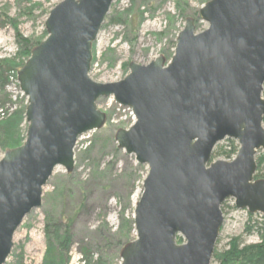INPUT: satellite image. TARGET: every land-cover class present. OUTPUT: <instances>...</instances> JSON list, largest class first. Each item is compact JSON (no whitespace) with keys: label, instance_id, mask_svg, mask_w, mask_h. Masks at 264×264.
I'll return each mask as SVG.
<instances>
[{"label":"water","instance_id":"water-1","mask_svg":"<svg viewBox=\"0 0 264 264\" xmlns=\"http://www.w3.org/2000/svg\"><path fill=\"white\" fill-rule=\"evenodd\" d=\"M113 2L59 3L46 39L17 70L28 128L0 160V264L25 217L41 207L56 167L72 173L78 138L104 126L101 97L132 109L135 123L115 139L148 166L134 211L137 237L122 248L121 264H211L228 198L264 218V179L254 177L264 150V0H209L200 9L208 27L197 32L188 18L168 63L163 56L131 63L122 80L104 84L89 72ZM227 138L239 144L235 158L211 161Z\"/></svg>","mask_w":264,"mask_h":264},{"label":"rangeland","instance_id":"rangeland-1","mask_svg":"<svg viewBox=\"0 0 264 264\" xmlns=\"http://www.w3.org/2000/svg\"><path fill=\"white\" fill-rule=\"evenodd\" d=\"M63 1L0 0V122L13 120L16 114L20 118L18 129L13 127L10 132L0 123V134L20 138V145L28 128V98L20 89L17 70L47 37L45 22ZM208 1L114 0L93 44L90 78L112 83L130 72L131 63L147 65L160 56L168 63L188 18L194 19L197 32L208 27L200 17V9ZM26 47H32L30 55L23 57ZM11 60L23 63L12 69ZM262 95L264 98V85ZM96 105L106 114L104 126L78 138L72 173L56 167L44 187L41 207L25 217L5 264H121L122 248L136 239L134 211L148 166L119 148L115 139L117 131L128 129L135 118L129 107L121 106L112 96L99 98ZM238 148L235 139L218 142L214 150L220 155L216 160L232 161ZM7 149L0 142V160ZM263 152L257 153L256 163ZM261 169L257 166L255 179H264V165ZM221 210L224 222L211 264H221L217 254L229 249L232 239L239 238L240 247H244L261 242L264 233L263 216L237 208L234 198L226 199ZM178 238V243L185 242ZM66 244L67 250L63 248Z\"/></svg>","mask_w":264,"mask_h":264},{"label":"trees","instance_id":"trees-1","mask_svg":"<svg viewBox=\"0 0 264 264\" xmlns=\"http://www.w3.org/2000/svg\"><path fill=\"white\" fill-rule=\"evenodd\" d=\"M47 36V33H46ZM45 36V37H46ZM27 41V40H26ZM27 43H29L27 41ZM27 50L25 51V56L23 57H27L28 55H30V49L32 47H26ZM23 63V61L20 62H15L12 61L9 62V67L10 68H16L18 66H20ZM1 73H0V78H1ZM18 115V114H16ZM16 115H13V120L12 119H8L5 122H0L3 127L5 128L6 132H10L13 127H15V129H18V124L20 122V118ZM17 126V127H16ZM18 139H15L14 136H6V133L4 132L3 134H0V142H2V146L4 148H14L20 145ZM234 152L233 154L236 152V147H234ZM230 154V152L228 153ZM227 154V155H228ZM220 155L216 150H214L213 154H212V160H216L217 156ZM231 156H229L230 158ZM264 165V152L261 156L257 157V166L259 170H262L261 167ZM262 225H264V220L262 221ZM257 230H259V224L256 223V225L254 226ZM251 228V227H250ZM249 228V229H250ZM67 233H65L63 235V240L66 242L68 239L67 237ZM262 240L261 242H259L258 244H253V245H247L244 247H240V240L239 238H234L232 239V241L230 242L229 246L230 248L227 249L225 252L217 254L218 259L220 260L221 264H264V233L261 235ZM178 240L181 241V237L178 238ZM63 248L65 250L68 249V245H64ZM50 248H48V254L50 253Z\"/></svg>","mask_w":264,"mask_h":264}]
</instances>
